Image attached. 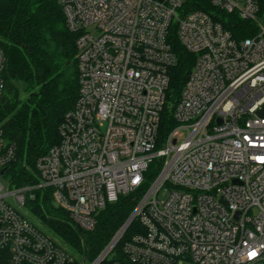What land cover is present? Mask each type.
Masks as SVG:
<instances>
[{
	"label": "built area",
	"instance_id": "obj_1",
	"mask_svg": "<svg viewBox=\"0 0 264 264\" xmlns=\"http://www.w3.org/2000/svg\"><path fill=\"white\" fill-rule=\"evenodd\" d=\"M58 2L78 35L79 97L60 126V142L37 158L33 183L18 186L7 175L17 146L0 127V264L78 259L38 223L31 203L39 195L51 194L77 228L91 231L107 203L140 188L135 210L91 264H264L259 0ZM213 9L259 29L237 40ZM174 25L197 58L173 110L176 125L160 141L177 61L169 41ZM5 69L0 46V96ZM135 219L140 230L121 254L116 247Z\"/></svg>",
	"mask_w": 264,
	"mask_h": 264
},
{
	"label": "trees",
	"instance_id": "obj_2",
	"mask_svg": "<svg viewBox=\"0 0 264 264\" xmlns=\"http://www.w3.org/2000/svg\"><path fill=\"white\" fill-rule=\"evenodd\" d=\"M259 6L258 17L264 26V0H259ZM213 10L237 40L253 36L259 29L254 22L243 20L236 13ZM77 36L67 27L58 0H0V46L6 53L0 127L17 146L16 158L9 165L7 175L18 186L37 179V158L60 142V126L79 97ZM169 41L177 61L169 69L170 85L161 117L160 141L176 125L173 110L197 58L181 43L175 25ZM142 192L140 188L107 203L97 213V224L91 231L77 228L68 213L54 205L49 193L43 198L39 195L31 207L51 232L79 254L72 264H82L84 258L91 264L126 223ZM137 230H140L139 221L135 219L117 245V252L123 254L125 241Z\"/></svg>",
	"mask_w": 264,
	"mask_h": 264
},
{
	"label": "rangeland",
	"instance_id": "obj_3",
	"mask_svg": "<svg viewBox=\"0 0 264 264\" xmlns=\"http://www.w3.org/2000/svg\"><path fill=\"white\" fill-rule=\"evenodd\" d=\"M2 180L4 181V182H6V180H5V178H2ZM165 197H166V195H165V193L162 191V193L160 194V196H159V198L160 199H165ZM38 217V216H37ZM40 222H38L42 227H44V228H46L48 231H50L49 230V228H48V226L42 221V220H39ZM51 232V231H50ZM56 238H58L60 241H62L68 248H69V250L72 252V254H75L76 256H77V258H79V254L75 251V250H73V249H71V247L63 240V239H61L59 236H57V235H55L53 232H51Z\"/></svg>",
	"mask_w": 264,
	"mask_h": 264
},
{
	"label": "water",
	"instance_id": "obj_4",
	"mask_svg": "<svg viewBox=\"0 0 264 264\" xmlns=\"http://www.w3.org/2000/svg\"><path fill=\"white\" fill-rule=\"evenodd\" d=\"M259 114L260 115H264V108L263 109H260L259 111ZM5 171V169L2 171V173ZM132 220H133V218H131L130 220H129V222L127 223V225H126V228L130 225V223L132 222Z\"/></svg>",
	"mask_w": 264,
	"mask_h": 264
},
{
	"label": "snow or ice",
	"instance_id": "obj_5",
	"mask_svg": "<svg viewBox=\"0 0 264 264\" xmlns=\"http://www.w3.org/2000/svg\"><path fill=\"white\" fill-rule=\"evenodd\" d=\"M252 255H255V253H253Z\"/></svg>",
	"mask_w": 264,
	"mask_h": 264
}]
</instances>
